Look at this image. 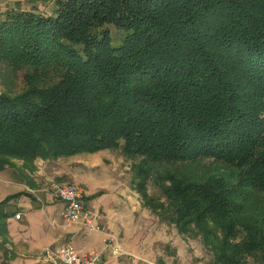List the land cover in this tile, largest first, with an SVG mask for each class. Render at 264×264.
Returning <instances> with one entry per match:
<instances>
[{"label":"trees","instance_id":"trees-1","mask_svg":"<svg viewBox=\"0 0 264 264\" xmlns=\"http://www.w3.org/2000/svg\"><path fill=\"white\" fill-rule=\"evenodd\" d=\"M0 61L25 82L0 91V171L119 149L142 204L197 238L207 264H264V0L15 6Z\"/></svg>","mask_w":264,"mask_h":264},{"label":"crops","instance_id":"crops-1","mask_svg":"<svg viewBox=\"0 0 264 264\" xmlns=\"http://www.w3.org/2000/svg\"><path fill=\"white\" fill-rule=\"evenodd\" d=\"M10 8H15L14 1L0 0V15ZM107 151L81 152L53 159L36 158L29 167L16 162V166L0 171V200L12 196L6 243L11 264H56L54 251L66 242L79 252L102 247V232L87 231L80 223L64 226L60 217L63 203L54 196L50 184L66 183L67 178L82 181L85 177L90 181L93 175L99 176L97 170L104 168L105 161L97 160L94 155ZM110 188L99 185L94 190L82 189L84 207L94 214L96 223L104 225L116 236L125 231L126 225L123 219L120 223L113 221L111 214L119 215L116 211L120 210L121 202L119 192ZM15 213L20 214L18 219L14 218ZM132 261L126 256L115 261L105 253L100 264H138Z\"/></svg>","mask_w":264,"mask_h":264},{"label":"rangeland","instance_id":"rangeland-1","mask_svg":"<svg viewBox=\"0 0 264 264\" xmlns=\"http://www.w3.org/2000/svg\"><path fill=\"white\" fill-rule=\"evenodd\" d=\"M15 6L33 8L44 14H49L54 8L55 0H10ZM1 16V15H0ZM112 43H118L121 37L114 26H110ZM23 70L11 71L6 63L0 61V91L12 94L23 90L25 82ZM97 160L105 161L104 168L97 170L99 176L93 175L88 181L65 179L66 183L78 185L82 189H98L105 185L110 190H117L120 197V210L111 214L115 223L123 219L126 225L124 232L116 235L125 256L138 264H207L208 256L197 238L183 236L173 225L160 218L155 212L142 204L141 198L132 184V164L135 159L125 156L119 149L109 150L106 153L94 155ZM20 164V160L15 163ZM148 193L159 195V190L149 180ZM100 213V212H99ZM163 262V263H162ZM0 264H11L9 249L0 248Z\"/></svg>","mask_w":264,"mask_h":264},{"label":"built area","instance_id":"built-area-1","mask_svg":"<svg viewBox=\"0 0 264 264\" xmlns=\"http://www.w3.org/2000/svg\"><path fill=\"white\" fill-rule=\"evenodd\" d=\"M50 189L54 196L63 203L60 217L64 226L80 223L87 231H99L104 234L100 249L79 252L73 248L70 242L58 246L54 251L56 264H100L105 253H108L115 261H119L126 255L118 238L109 233L104 225L96 223L94 214L85 209L82 188L72 183L52 182ZM19 217V213L14 214V218L18 219ZM52 223L56 224L54 220Z\"/></svg>","mask_w":264,"mask_h":264}]
</instances>
